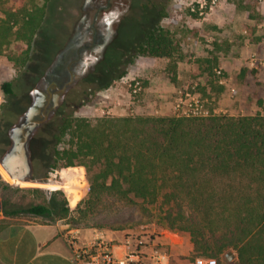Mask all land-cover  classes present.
I'll list each match as a JSON object with an SVG mask.
<instances>
[{"label":"rangeland","instance_id":"obj_1","mask_svg":"<svg viewBox=\"0 0 264 264\" xmlns=\"http://www.w3.org/2000/svg\"><path fill=\"white\" fill-rule=\"evenodd\" d=\"M246 1L250 0H217L212 12L201 13L195 0H57V11L68 16L66 26L70 23L72 31L66 60L60 62L68 82L66 66L75 61L68 90L58 91L51 84L54 79L29 83L28 78L33 80L39 70L25 76L6 56H0V208L32 203L57 207L67 198L71 212L65 218L0 213V227L59 222L64 235L70 230L99 231L117 241L126 234L156 233L163 236L162 248L169 253L171 264H193L197 256L207 257L193 252L174 254L169 232L177 234L173 237L176 246L189 235L169 228L158 203L140 198L130 202L104 194L90 207L85 166L69 171L60 164L51 171L55 126L43 119V112L50 108V94L55 102L61 97L70 99L90 81L100 88L93 101L76 111L90 119L178 116L190 108L187 92L200 98L212 114L264 115V0H257L255 11L241 6ZM162 7L168 14L165 17L160 16ZM156 24L172 32L176 53L172 58L135 57L136 45ZM81 46L86 47L80 50ZM79 50L80 61L70 60ZM123 70L125 75L118 77ZM7 80L14 82V96L1 88ZM108 82L112 84L104 87ZM21 109L30 114L27 124L14 117V111ZM17 161L21 162L19 170L25 167L26 173L13 177L9 171H19ZM14 228L13 234L18 235L19 227ZM229 251L236 261V251ZM227 262L223 256L219 264Z\"/></svg>","mask_w":264,"mask_h":264},{"label":"trees","instance_id":"obj_2","mask_svg":"<svg viewBox=\"0 0 264 264\" xmlns=\"http://www.w3.org/2000/svg\"><path fill=\"white\" fill-rule=\"evenodd\" d=\"M257 2L241 6L255 11ZM58 4L57 0H0V56L25 76L39 70L33 80L26 77L29 83L54 79L55 88L65 91L70 84L57 79L61 70L57 59L72 31L70 23L66 26L68 16L57 11ZM166 15L162 7L160 16ZM176 51L172 32L156 24L136 45L135 57L172 58ZM87 83L70 99L52 100L43 115L55 126L51 171L60 164L69 171L85 166L90 207L104 194L160 204L169 228L190 235L194 254L220 262L226 250L233 249L237 260L227 264H264V115L132 114L90 119L76 114L100 88ZM1 88L7 95L17 94L12 80L4 81ZM14 113L28 122V111ZM70 212L67 198L57 207L32 203L0 208L6 216L65 218Z\"/></svg>","mask_w":264,"mask_h":264},{"label":"built area","instance_id":"obj_3","mask_svg":"<svg viewBox=\"0 0 264 264\" xmlns=\"http://www.w3.org/2000/svg\"><path fill=\"white\" fill-rule=\"evenodd\" d=\"M201 13L212 12L217 0H195ZM219 74L221 70L217 71ZM190 100L186 102L190 107L184 109L178 116H208L212 113L206 104L190 92L186 93ZM66 240L71 249L72 256L77 264H171L170 255L163 250L161 234L131 233L123 236L117 242L115 238L104 232L90 239H85L79 230H70L66 234ZM122 247V253L117 254L115 246ZM193 264H219L210 257L197 256Z\"/></svg>","mask_w":264,"mask_h":264},{"label":"crops","instance_id":"obj_4","mask_svg":"<svg viewBox=\"0 0 264 264\" xmlns=\"http://www.w3.org/2000/svg\"><path fill=\"white\" fill-rule=\"evenodd\" d=\"M15 226L20 229L18 235L13 234ZM98 232H83L82 236L90 239ZM169 233L171 249L175 255L192 253L189 234L188 239L185 238L176 246L173 237L177 234ZM65 236L59 222H29L9 226L0 232V264H76ZM122 238L116 241L119 242ZM121 250V246H115L117 254H121Z\"/></svg>","mask_w":264,"mask_h":264},{"label":"flooded vegetation","instance_id":"obj_5","mask_svg":"<svg viewBox=\"0 0 264 264\" xmlns=\"http://www.w3.org/2000/svg\"><path fill=\"white\" fill-rule=\"evenodd\" d=\"M70 41V40H69ZM69 41H68V43L66 44V46H65V48L62 50V52L59 54V57H58V59L57 60H59V62H64L63 60H66V54H67V50H68V45H69ZM86 47V46H85ZM84 46H81L80 47V50L81 49H83V48H85ZM80 50L79 51H77V57L76 58H72V59H70V60H76V61H80L79 60V58H80ZM75 63V61H70V62H68L67 63V66H66V69L68 70V72H69V74H70V80H71V78L73 77V72H72V70H71V67H72V64H74ZM63 66L61 65V63L59 64V65H57V69L58 70H60V72H59V77L57 78L58 80H61V81H63V82H67V80H65V72L63 71ZM70 80L67 82V84H70ZM55 82L54 81H51V84L53 85ZM8 157H9V155H8ZM14 164V162H13V159L11 160V165H13ZM16 164H18L17 165V169L19 170L20 168V166H21V162L20 161H17V163Z\"/></svg>","mask_w":264,"mask_h":264},{"label":"water","instance_id":"obj_6","mask_svg":"<svg viewBox=\"0 0 264 264\" xmlns=\"http://www.w3.org/2000/svg\"><path fill=\"white\" fill-rule=\"evenodd\" d=\"M51 94H50V98H49V100H48V104L47 105H49L50 104V102H51ZM46 112V111H45ZM45 112H43V115H44V113ZM44 119V118H43ZM38 120H34V122H37ZM26 124L27 123H29V122H25ZM26 124L24 125V127H26ZM24 141V140H23ZM24 169L23 170H19L17 173H15V172H13V171H9L10 172V174L13 176V177H16V176H21V175H24L25 173H26V169H25V167H23ZM226 257H227V259L230 261V260H232L234 257H235V255H234V253L232 252V251H229V252H227V254H226Z\"/></svg>","mask_w":264,"mask_h":264}]
</instances>
